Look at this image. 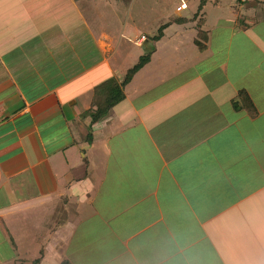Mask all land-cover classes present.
Wrapping results in <instances>:
<instances>
[{
	"label": "crops",
	"instance_id": "obj_1",
	"mask_svg": "<svg viewBox=\"0 0 264 264\" xmlns=\"http://www.w3.org/2000/svg\"><path fill=\"white\" fill-rule=\"evenodd\" d=\"M114 1L0 0V257L264 264V0Z\"/></svg>",
	"mask_w": 264,
	"mask_h": 264
},
{
	"label": "rangeland",
	"instance_id": "obj_2",
	"mask_svg": "<svg viewBox=\"0 0 264 264\" xmlns=\"http://www.w3.org/2000/svg\"><path fill=\"white\" fill-rule=\"evenodd\" d=\"M97 1H98V3L101 2L102 5L104 6V8H106V10H108L110 12L111 8H109V6H107L105 4L106 0H104V1L97 0ZM190 1L193 2V0H190ZM221 1H223L224 3L230 2L235 7L236 11H238V9H240L241 7L245 6L244 4L240 3L238 0H221ZM113 4L118 6L117 9H119L120 13H124L126 11L125 8H123L122 6L119 7V4L114 0H113ZM179 4H180V0H136L134 6L132 7V13L130 14V15H132L131 20L135 21L136 23H140L141 20L143 19L141 17V14H143L146 17L145 19L150 21V23L152 24V27L154 28V30H153L154 33L150 34V35H153L152 39H154V37L157 36L158 33L161 32L160 30L165 27L164 23H166V22H163V21H165V18H163L161 16L168 15L171 19L170 24L177 23L178 18L175 14V11H176V8ZM109 19L111 20V16L109 17ZM0 39H1V37H0ZM2 40L3 39H1L0 41H2ZM141 54H143V53H141ZM142 57H149L150 58V54L149 53L145 54V55L143 54ZM138 61H140V58ZM127 74H128V72H127ZM115 83L116 82L114 80H112L110 82V85H108L109 91L115 86ZM23 241L25 243L24 246L29 245V247L27 248L29 250L28 252H32L31 250H33V249L31 248V246H35L36 243H33L29 240H23ZM44 243L47 244L48 240H45ZM25 250L23 251V254L25 252H27ZM14 258L15 259L13 260V262L9 263L7 260L6 261L3 260V257H0V264H31V259L34 260L36 258L38 259L39 257L36 256L34 258H28L26 256H20L19 257L16 255V257H14Z\"/></svg>",
	"mask_w": 264,
	"mask_h": 264
},
{
	"label": "trees",
	"instance_id": "obj_3",
	"mask_svg": "<svg viewBox=\"0 0 264 264\" xmlns=\"http://www.w3.org/2000/svg\"><path fill=\"white\" fill-rule=\"evenodd\" d=\"M161 32L158 33L157 36L154 37L153 40H158L161 36H162V29L160 30ZM149 60V57H141L140 61L128 71L126 80L121 84H126L132 77L133 75L139 71ZM111 82V81H110ZM110 82H108V84L102 86V88H100L99 90L103 89L108 91L107 93H103L104 95H106V99L103 101V106L106 109V111L104 112H100L99 113V119L107 112L108 109H110L114 104L121 102L124 99V95H123V91L121 90V87L115 83V86L109 91L108 89V85H110ZM98 90V91H99ZM105 91V92H106ZM233 106L239 110H245L247 112H249L251 115H254L256 112L255 106L252 102V100L250 99L249 95L245 92V91H241L238 95L237 98H235V100L233 101ZM40 260V259H39ZM39 260H34L32 264H37L39 262ZM61 264H70L67 261L62 262Z\"/></svg>",
	"mask_w": 264,
	"mask_h": 264
},
{
	"label": "built area",
	"instance_id": "obj_4",
	"mask_svg": "<svg viewBox=\"0 0 264 264\" xmlns=\"http://www.w3.org/2000/svg\"><path fill=\"white\" fill-rule=\"evenodd\" d=\"M240 3H245V2H247V0H238Z\"/></svg>",
	"mask_w": 264,
	"mask_h": 264
}]
</instances>
